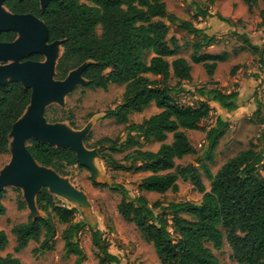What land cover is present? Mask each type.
Masks as SVG:
<instances>
[{"label":"trees","instance_id":"trees-1","mask_svg":"<svg viewBox=\"0 0 264 264\" xmlns=\"http://www.w3.org/2000/svg\"><path fill=\"white\" fill-rule=\"evenodd\" d=\"M86 1L50 0L43 7L40 0H6L4 5L13 14H32L42 20L49 30V43L62 41L63 54L56 66L57 79H65L72 70L88 62L83 70L88 83L83 88L108 90L113 84L125 86L122 102L109 110L106 117L127 124L126 137H104L88 146L99 148L107 167L124 172L150 173L138 184L141 193H177L180 189L178 181L182 178L203 194L199 203L172 201L165 206L158 200L151 205L146 196H131L125 186L116 184L112 190L122 196L119 214L133 223L145 241L153 245L162 264H221L214 250L221 251L225 242L230 245L236 262L264 264V176L260 171L264 165V149L251 147L241 151L223 164L217 173H213L203 161H200L201 167L177 164L178 160L196 152L187 130L207 131L202 122L210 118L213 111L208 100L218 102L232 112L238 107L239 94L203 87L198 89V94L207 101L192 105L178 101V88L182 81L192 79V67L184 57L169 61L168 58L178 54L179 44L175 37H169L167 22L199 38L193 46L192 59L203 64L209 76L214 75L218 63L224 62L228 53H206L215 38L198 29L193 22L169 12L164 0ZM216 1L206 0V8H198L195 18L211 16L209 8ZM242 1L251 13L260 2L264 4V0ZM260 17L259 26L264 28V8ZM219 18L226 21L222 16ZM17 37L16 31L3 32L0 42H14ZM243 42L260 56L264 64V46L255 45L248 37H244ZM148 55H151L149 61L146 59ZM40 58L41 55L36 53L26 59L39 61ZM235 71L236 67L232 74ZM172 73L178 80L176 86L170 83ZM31 96L32 89L19 81L0 84V154L9 153L11 130L30 105ZM152 103L161 112L140 123H129L131 114L144 112ZM254 116L261 117L260 104ZM261 122L264 124V117ZM226 126L219 117L217 126L207 131V161L213 162ZM171 134L173 140L168 142ZM262 141L264 148V134ZM153 142L161 144L157 151L144 149L145 144ZM28 150L40 165L50 167L62 176H67L71 167H84L69 147L58 148L32 139ZM121 152H127L125 163L114 157ZM201 169L211 183L210 190L206 188ZM91 180L96 187L108 186L98 183L93 176ZM4 194L5 190L0 193V215L7 212ZM36 201L44 216L30 217L27 222L13 225L14 252L20 253L32 241L39 244L36 253L54 250L59 233L58 219L66 226L62 232L66 255L77 256L73 264H83L86 254L78 237L87 222L76 219L78 209L59 202L46 187L37 195ZM18 208H26L23 199L18 201ZM92 240L99 250L100 264H121L120 257L109 251V244L99 229H93ZM8 245L9 236L1 230L0 251L6 250ZM0 264L24 263L9 253L0 255Z\"/></svg>","mask_w":264,"mask_h":264},{"label":"rangeland","instance_id":"rangeland-1","mask_svg":"<svg viewBox=\"0 0 264 264\" xmlns=\"http://www.w3.org/2000/svg\"><path fill=\"white\" fill-rule=\"evenodd\" d=\"M86 3V0H80ZM166 2L169 12L175 14L182 20L191 21L194 23L203 22L200 17L195 18L198 7L206 8V0H164ZM224 1V2H223ZM230 0H218V3L226 5ZM243 3V2H242ZM244 4V3H243ZM264 8L262 2L255 8L256 14ZM211 7L209 8V10ZM4 11H6L4 9ZM256 16L252 15L250 21H248L249 33L253 34L252 42L260 47L264 46V29L258 27L255 23ZM168 23V22H167ZM245 23V22H243ZM241 25H235L236 31L239 30ZM248 27V26H247ZM229 30L224 33L217 32L215 38L220 41L222 46H229L232 52L236 54L235 49L242 48L239 37L236 34L229 33ZM98 33H101L99 28ZM219 33V34H218ZM171 35H175L180 38L183 42V48L181 50V56H188L190 58L192 53V40L189 35L183 31L178 30L175 25H171ZM27 35L19 34V38L23 39ZM218 37H220L218 39ZM212 53H217L211 51ZM239 53L246 52L248 59L245 65H249V68L255 67L260 62L259 57L254 58V53L249 49L247 51L239 50ZM221 53V52H219ZM63 54V48L58 43L54 46L50 53H41L39 61L44 62L50 58L55 61L61 58ZM151 55L146 57L149 61ZM174 58H171L173 60ZM17 61V60H16ZM14 62L13 60L7 62H0V65ZM249 62V64H246ZM254 66V67H253ZM233 66L230 64H224L220 66L218 70V77H209L206 69L202 65L194 71L195 85L192 89L197 86L205 87H220L223 83L224 86L221 88L225 91L233 90L239 83L233 81L232 74ZM264 68V67H262ZM258 71V70H257ZM217 72V70H216ZM57 73V72H56ZM55 73V79L56 78ZM244 73V72H243ZM249 72H246L245 77L249 78ZM151 78H154L150 75ZM219 79L220 81H217ZM83 80H80L76 86L63 94L59 99L51 100L45 109V118L49 124L57 125L68 134H85L86 139L85 145L91 146L98 140L104 137H110L112 139L125 138L126 137V126L127 124L118 123L115 119L107 118L106 113L114 109L117 105L122 102L124 85H111L108 90L97 89L90 90L83 88ZM176 81L171 82L175 85ZM195 87V88H194ZM257 94L251 96H261L262 99V111L261 117L255 118V116H247L241 120L235 122H227V126L224 130V135L220 138L219 144L214 152L213 162L207 161L206 153L209 149L207 133L202 130L187 131L191 142L195 147V154L185 156L183 159L178 160V165L195 164L201 167L202 162H207L213 173L217 171L225 164L230 158L235 157L241 151L249 149L251 147L257 150H262L263 141L262 135L264 134V124L261 122V118L264 117V93L259 86ZM261 92V93H260ZM178 101L184 105L197 104L194 96L189 93L180 94L177 96ZM259 98V97H258ZM159 112V109L152 105L148 107L143 113L133 114L129 123H140L145 118H148ZM217 109L213 110L211 118L204 121L203 126L209 128L215 125L217 118ZM63 118L62 121L56 119ZM69 119V120H68ZM225 119V118H224ZM226 120V119H225ZM74 123V126L71 125ZM172 134L169 136L168 142H172ZM29 144V143H28ZM159 143L145 144L144 149L157 150L160 146ZM89 148V147H88ZM91 149V148H90ZM127 152H121L114 154L117 161L124 162V158ZM12 158V152L9 150L7 154H0V173L10 163ZM94 164L99 168L102 176L107 181V187H96L91 180L92 172L87 167L80 168L74 166L69 168L67 176H60L61 178L69 181L76 189L82 191L86 195L87 203L89 204L88 211H84L83 206L75 203L65 197L53 193L57 200L64 205L70 207H76L78 213L76 215L77 220H85L87 226L79 234V242L83 248L86 259L83 264H100L98 253L99 250L93 244V229H99L103 234V239L109 244V251L121 259V264H162L158 258L155 249L152 244L145 241L141 232L137 227L125 220L118 212V205L122 199V196L112 190L116 184L125 186L130 192L131 196L144 195L148 198L152 205L156 201L163 202V205L167 206L172 201H189L193 203H199L202 200L203 194H201L190 181H185L182 178L179 179V191L177 193L168 192L167 194L151 193V192H139L138 184L150 175V173L140 172H124L120 170H114L106 166L102 157L95 156ZM260 171L264 176V165L260 167ZM203 181L206 185L207 190H210L211 183L207 178L203 169L200 170ZM24 200L23 190L16 186H7L5 188V194L3 203L7 208L5 215H0V231L4 230L9 236V245L6 250L0 251L1 256H5L9 253L19 257L24 264H73L77 256L66 255L65 243L62 239V232L66 228L56 219L59 233L56 237L55 249L48 252L36 253L35 249L39 247V244L32 241L30 244L20 253H15L14 248L16 246V240L12 234V227L15 224L27 222L30 217L35 216V211H32L26 203L25 209L18 208V201ZM26 202V201H25ZM40 212L41 216L44 214ZM89 213V214H88ZM210 247H213L209 244ZM215 254L220 259L221 264H240L233 258V252L228 244L225 242L224 248L221 251L214 250Z\"/></svg>","mask_w":264,"mask_h":264},{"label":"water","instance_id":"water-1","mask_svg":"<svg viewBox=\"0 0 264 264\" xmlns=\"http://www.w3.org/2000/svg\"><path fill=\"white\" fill-rule=\"evenodd\" d=\"M5 1L0 0V34L16 31L18 37L14 42H0V62L14 61L0 65V84L19 81L32 89V96L30 105L13 125L10 133L9 150L12 158L0 173V193L7 186L22 188L24 201L36 213L32 218L40 216L36 198L45 187L52 193L82 205L84 211H88L86 195L58 176L60 174L54 169L40 165L28 150V143L32 139L58 148L69 147L77 154L79 163L92 172L98 183H107L93 162L95 156L101 157L99 148H88L84 143L85 134H68L57 125L49 124L45 118V109L51 100L59 99L80 80H83L82 86L88 83L83 77V70L88 62L72 70L65 79L56 80L59 59L55 61L50 58L44 62L26 59L36 53H50L56 44L62 46V41L49 43V30L42 20L32 14L11 13L5 7ZM49 1L40 0L43 7ZM19 34L27 36L20 39Z\"/></svg>","mask_w":264,"mask_h":264},{"label":"crops","instance_id":"crops-1","mask_svg":"<svg viewBox=\"0 0 264 264\" xmlns=\"http://www.w3.org/2000/svg\"><path fill=\"white\" fill-rule=\"evenodd\" d=\"M219 1H221V0H219ZM222 3L221 4L218 3V0H217L216 3L213 6H211V9L209 10L211 16H209L207 18L200 17L201 21H203V22H199L200 23L199 25H198V23L197 24L194 22L193 23L198 29L205 30V33L208 36L213 37V38H215L214 35L217 34V32L220 33V32L224 31V33H225L229 30H232L229 33L236 34L239 37V40L241 42L240 44H241L242 48L235 49L236 54L234 52H232L231 49H229V46H222V44H220V41L219 40L217 41L216 38H215V42L213 44H211V46H209L207 48V50L205 51L206 53L213 54V55L228 53L227 59L224 62L218 63V66L216 68L217 72L215 70V73L217 74V77H218V70L220 69V66H222L224 64H230L233 66L232 70L236 67V71H235V74H233L232 80L239 83L237 85V87H234L233 90H227V91H225L224 89L221 88L222 86H224L223 83L220 84V87H207V88L209 90L220 89L226 93L237 92L239 94V100L237 102V105H238L237 109L232 111V112H230L228 109L224 108L218 102L208 100L212 109L213 110L217 109L218 115L216 118L215 125L207 128V131L210 130L211 128L217 126V121H218L219 117L222 118V120L225 123L232 122V121L235 122V121L241 120L242 118H246L247 116H252V115L254 116L255 113L257 112L258 108H259V104H260L261 111H262V106H263L262 99L260 98L261 96L256 95L252 98H251V96L254 94H257L258 91H260L259 86H261V89L263 90V93H264V68H262V67H264V64L261 62V58L259 57L260 63L258 65H255V67L253 66L254 69L249 68V65H245V62L248 59V55L246 54V52H241V53L238 52L239 50H243V51L248 50L247 45L244 44V42H243L244 37H248L249 40L251 41L253 36H254L253 34L249 33V27L250 26L248 25V21H250V18L252 15L256 16L255 23L261 29L260 32H262V29H264V28L259 26V24L261 22L260 11L257 12L258 14H256V9H254V11L251 13L249 11V7L242 0H230L228 3H225L226 4L225 6L222 5ZM198 8H200V7H198ZM198 8H196V9H198ZM219 16H222L224 19H226V21H222L219 18ZM243 22H245V23H243ZM168 24L170 25V30H171V25H173V24H170L169 22H168ZM235 25H241L239 27L238 31H236ZM175 27H177L178 30L187 33L189 35V37H191V40H192V44H191L192 53H191L190 58L188 56H181L180 54H181V50L183 48V42L180 41L179 37L169 34V37H172V36L175 37L178 40V44H179L178 54L174 57L168 58L169 61L172 62L174 59H176L178 57H184L188 60V62L190 63V65L192 67V79L181 82V85L178 88V90H179L178 95L184 94L186 92V93L193 95L195 100H197V102L207 101V99L200 97L198 94V89L203 88L205 86H202V87L197 86L196 88L194 87L195 89H192L193 86L195 85L194 83L196 81L194 79L195 78L194 77L195 69L198 67V65H202L204 67L203 64L195 63L192 59V56L194 53L193 46L199 40V38H195L194 35L189 34L187 31L179 28L177 25H175ZM219 38L220 37H218V39ZM211 51H215L217 53H212ZM219 52H221V53H219ZM253 55H254V58L259 56V55L257 56V54H253ZM171 58H174V59L171 60ZM246 64H249V62H247ZM246 72H249L248 73L249 78L245 77ZM215 73L213 76H209V77L212 78V77L216 76ZM148 76H150V75L148 74ZM173 80H175L176 83H175V85H172V84L171 85L176 86L178 83V80L173 76V73H172V79L170 80V83ZM216 80L220 81L219 79H216ZM113 85H120V84H113ZM124 90H125V88H124ZM152 105L156 106L155 103H152L150 106H152ZM159 112H161V109H159ZM212 113H213V111H212ZM212 113H211V116H212ZM133 114H138V113H133ZM133 114H131L130 117ZM211 116H210V118H211ZM204 121L202 122V125H203ZM187 131H197V130H187ZM207 131H205V132L207 133ZM153 143H159V142H153ZM150 144H152V143H150ZM208 144H209V141H208ZM149 150H151V149H149ZM157 150H153V151H157ZM151 193H154V192H151Z\"/></svg>","mask_w":264,"mask_h":264}]
</instances>
